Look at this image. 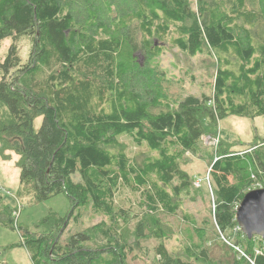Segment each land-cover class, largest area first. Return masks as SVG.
Instances as JSON below:
<instances>
[{
  "label": "trees",
  "instance_id": "1",
  "mask_svg": "<svg viewBox=\"0 0 264 264\" xmlns=\"http://www.w3.org/2000/svg\"><path fill=\"white\" fill-rule=\"evenodd\" d=\"M24 38L26 63L17 45ZM8 39L0 138L19 158V196L70 202L67 215L51 211L32 231L0 194V225L24 238L10 249L25 246L34 264H130L142 243L155 240L153 264H211V233L245 254L233 264H264V240L246 237L236 219L244 196L256 184L264 189L258 135L246 150L220 139L208 154L212 217L198 224L184 216L183 257L168 251L172 235L162 220L181 211L193 184L181 165L201 155L203 138L219 135L227 117H264V0H0V47ZM169 39L192 57L214 53L212 95L170 91L158 62L159 43ZM125 137L148 153L130 157ZM123 188L142 198L132 236L120 232L119 221L129 219L116 203ZM87 211L106 220L82 229Z\"/></svg>",
  "mask_w": 264,
  "mask_h": 264
},
{
  "label": "rangeland",
  "instance_id": "2",
  "mask_svg": "<svg viewBox=\"0 0 264 264\" xmlns=\"http://www.w3.org/2000/svg\"><path fill=\"white\" fill-rule=\"evenodd\" d=\"M13 41L5 40L0 47V63L4 62L7 57ZM164 46V53L158 59L161 69L167 74V79L172 83L171 90L175 95L187 96L195 95L201 97L203 95H212V88L215 81L217 64L214 60V53L206 51L195 57L184 54L171 44V39L166 42L159 43ZM22 61L26 63L29 60L31 52V44L27 38L17 43ZM143 61V58H140ZM2 72L0 70V80ZM42 119L36 122V128L41 126ZM256 135L260 136V141L264 140V117L257 118L252 121L247 118L230 116L222 121L219 125V135L215 137L205 136L201 145V155H187L181 168L186 171L193 180L190 190L183 193L180 203L181 211L177 216L162 215L168 231L172 235V239L166 242L168 251L172 255H180L183 257V246L185 245L184 231L188 228V224L184 222V216L190 215L203 224L205 219L212 217V209L214 207V187L210 177V160L208 154L219 144L220 139L228 143L241 142L233 149L238 151L246 150L251 147ZM262 137V138H261ZM122 142L127 145L130 157L142 158L148 150L145 147H138L133 144L128 137L122 138ZM1 142L0 138V194L6 204L13 208L19 207L20 214L18 224L34 231L36 226L51 211L65 216L70 211V202L65 195L55 196L45 202L38 203L35 201L34 195L19 196L20 190V169L16 166L18 156L15 152L7 150ZM10 155L11 161H4ZM3 159V160H2ZM75 178L79 180V176ZM117 207H124L129 213L128 221L120 220V232L132 236L136 225L135 215H141L142 198L140 194H134L131 190L123 188L116 197ZM127 219V218H125ZM106 220L101 215H95L90 211L84 212L81 220V228L88 229L93 225ZM69 230L74 231L75 225L70 224ZM22 233V232H21ZM20 231L8 229L0 225V264H34L31 253L25 246L24 249L16 248L11 250L9 247L15 244H23L24 238ZM209 248L211 253V264H233L235 259L242 255L237 249L235 240H231L225 236H216L210 233ZM157 241L151 240L146 244H141V249L135 250L130 255V264H153L155 261ZM26 250V252H25Z\"/></svg>",
  "mask_w": 264,
  "mask_h": 264
},
{
  "label": "water",
  "instance_id": "3",
  "mask_svg": "<svg viewBox=\"0 0 264 264\" xmlns=\"http://www.w3.org/2000/svg\"><path fill=\"white\" fill-rule=\"evenodd\" d=\"M237 222L246 237L264 240V189L248 192L237 209Z\"/></svg>",
  "mask_w": 264,
  "mask_h": 264
},
{
  "label": "built area",
  "instance_id": "4",
  "mask_svg": "<svg viewBox=\"0 0 264 264\" xmlns=\"http://www.w3.org/2000/svg\"><path fill=\"white\" fill-rule=\"evenodd\" d=\"M256 187L258 189H262V186L260 184H256ZM17 217L19 218V214L17 213ZM239 229L241 230L240 226H239ZM238 249V248H237ZM240 251V250H239ZM243 255H245L244 253H242Z\"/></svg>",
  "mask_w": 264,
  "mask_h": 264
},
{
  "label": "crops",
  "instance_id": "5",
  "mask_svg": "<svg viewBox=\"0 0 264 264\" xmlns=\"http://www.w3.org/2000/svg\"><path fill=\"white\" fill-rule=\"evenodd\" d=\"M17 248L24 249L23 247H17ZM14 249H16V248H14ZM14 249H11V250H14ZM25 252H26V250H25ZM2 264H4V263L2 262Z\"/></svg>",
  "mask_w": 264,
  "mask_h": 264
},
{
  "label": "bare ground",
  "instance_id": "6",
  "mask_svg": "<svg viewBox=\"0 0 264 264\" xmlns=\"http://www.w3.org/2000/svg\"><path fill=\"white\" fill-rule=\"evenodd\" d=\"M164 47V46H163Z\"/></svg>",
  "mask_w": 264,
  "mask_h": 264
}]
</instances>
